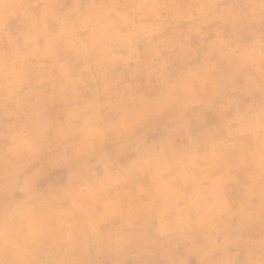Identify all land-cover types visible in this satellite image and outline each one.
<instances>
[{
    "label": "clouds",
    "instance_id": "clouds-1",
    "mask_svg": "<svg viewBox=\"0 0 264 264\" xmlns=\"http://www.w3.org/2000/svg\"><path fill=\"white\" fill-rule=\"evenodd\" d=\"M0 264H264V0H0Z\"/></svg>",
    "mask_w": 264,
    "mask_h": 264
}]
</instances>
